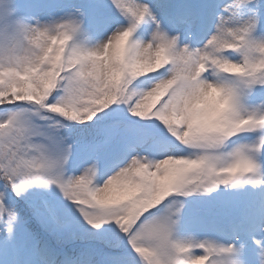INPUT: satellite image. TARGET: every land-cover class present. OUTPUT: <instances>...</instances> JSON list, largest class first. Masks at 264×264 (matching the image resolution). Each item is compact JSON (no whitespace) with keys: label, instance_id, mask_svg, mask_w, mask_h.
<instances>
[{"label":"snow or ice","instance_id":"6c2138e0","mask_svg":"<svg viewBox=\"0 0 264 264\" xmlns=\"http://www.w3.org/2000/svg\"><path fill=\"white\" fill-rule=\"evenodd\" d=\"M17 6L43 55L0 68V264H55L41 233L72 264H264V0Z\"/></svg>","mask_w":264,"mask_h":264},{"label":"clouds","instance_id":"9594fccd","mask_svg":"<svg viewBox=\"0 0 264 264\" xmlns=\"http://www.w3.org/2000/svg\"><path fill=\"white\" fill-rule=\"evenodd\" d=\"M34 28L35 25L19 13L17 0H0V68L24 70L39 61L43 48L38 44L37 33L30 30ZM143 244L160 252V262L166 264L163 253L166 248L171 250L170 244L150 238H146Z\"/></svg>","mask_w":264,"mask_h":264},{"label":"trees","instance_id":"16d2710c","mask_svg":"<svg viewBox=\"0 0 264 264\" xmlns=\"http://www.w3.org/2000/svg\"><path fill=\"white\" fill-rule=\"evenodd\" d=\"M53 249L55 250L54 259L57 258L55 263L58 264L60 262L59 257L60 258L66 257L67 259L72 260V261L78 260L79 258H81L82 252L85 248H79L75 252H72L70 249L63 250V249H59L56 247H53Z\"/></svg>","mask_w":264,"mask_h":264},{"label":"rangeland","instance_id":"374dc122","mask_svg":"<svg viewBox=\"0 0 264 264\" xmlns=\"http://www.w3.org/2000/svg\"><path fill=\"white\" fill-rule=\"evenodd\" d=\"M70 239H72V238H70V237H62V238H60L61 241H65V240L68 241Z\"/></svg>","mask_w":264,"mask_h":264}]
</instances>
